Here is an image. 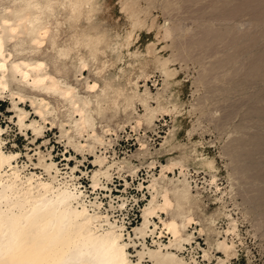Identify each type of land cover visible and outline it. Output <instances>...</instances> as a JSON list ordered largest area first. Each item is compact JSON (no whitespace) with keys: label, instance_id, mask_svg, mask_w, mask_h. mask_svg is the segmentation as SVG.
Instances as JSON below:
<instances>
[{"label":"rangeland","instance_id":"1","mask_svg":"<svg viewBox=\"0 0 264 264\" xmlns=\"http://www.w3.org/2000/svg\"><path fill=\"white\" fill-rule=\"evenodd\" d=\"M2 3L8 4L7 1ZM180 3L182 10L173 16L166 7H162L165 12L162 19H170L175 29L180 26L193 29V35L177 39L175 44L168 46L171 53L169 59L177 66L182 79L171 85L162 76L145 78L139 82L141 92L147 95L150 88L157 93V104L161 101L168 104V111L167 108L159 109V117L155 116L156 127L147 132L140 127L135 128L136 120L144 116L145 109L139 103L135 104V108L125 106L123 98L117 93L118 86L129 88L128 79L133 83L138 75L134 68L129 67L136 61L127 55L124 41L129 34L130 22L141 24L147 15L145 0H141L142 12L139 16L142 17L137 20L122 10L121 0H98L93 21L98 33L105 34V42L101 44L104 49H101L97 61H93L88 49L82 46L73 48L65 59L57 58L52 39L58 43H72V28L68 26L70 18L65 17L64 13L58 14L59 20L63 22L61 27H57L54 18L49 20L52 25L48 21L51 26L47 25L46 33L34 50L27 44H20L25 35L18 28V34L9 39L5 46L12 54L10 60H43L49 75L55 76L59 86L72 85L70 87H75L76 94H80L78 96L90 101L88 109L91 118L88 129L81 131L83 134L77 133L73 121L77 119L78 113H70L61 96L13 82L10 87H22L28 97L17 103L27 113L25 124L36 120L42 130L36 133L31 127L21 128L18 125L12 104L17 96L12 100L8 96V88L0 99V126L5 128L1 135L4 149L20 153L17 165H24L21 175L35 172L47 178L46 172L38 165L39 152L47 162L56 163L61 173H70L75 168L74 183L78 190L86 194L85 200L94 201L96 197L97 202L102 204L100 212L112 215V218L123 223V238L132 242H129L128 252L134 262L139 259L138 251H143L140 262L151 264L143 244L156 249V242L167 244L170 237L164 231L159 238L156 233L154 237L146 235L142 238L133 231L142 222V210L150 198L146 186L153 175L160 178L159 185L169 188L173 203L169 213L160 214L161 218L173 215L178 222L182 214H189L193 218L192 224L185 229L187 231L181 232L182 235L188 232L191 235L187 250L181 253L170 248V251L190 257L191 264H216L218 258L227 259L229 264H264V0H180ZM119 11H123L124 15L120 17ZM119 17L120 22L117 23L116 18ZM156 24L153 21V25ZM83 25L86 26V23ZM147 31L153 32V28ZM19 33L23 34L22 37ZM136 39L140 40V49L152 45L150 48L154 51L161 37L153 33L143 35L142 39L137 36ZM107 42L111 43L110 47H105ZM79 56L88 59L82 73L77 71ZM9 74L10 69H7L6 75ZM105 79L113 86V89H106L109 95L103 90ZM86 82H97L98 85L88 89ZM29 97L34 101L41 98L49 102L44 120L36 114L37 103L31 105ZM97 100H101L100 104L104 108L102 113L94 111ZM152 107L157 109L155 105ZM216 110L222 114L219 119L213 116ZM229 133L233 134L232 139L225 143ZM194 135L199 136L198 141H193ZM96 138L101 142L103 140L102 144ZM159 147H162L163 152L156 150ZM203 149L216 159H219L217 153L225 157V160L218 161L220 172L210 171V164L207 168L199 163L184 167L177 160V166L170 171L164 169L161 173V165H167L169 160L177 159L181 154L183 161L190 157L204 160ZM99 156H106L107 162L115 164L110 169L112 176L109 179L101 177V184L105 188L99 187L93 191L90 187L91 177L100 168L97 162ZM224 163L228 165L227 175H223ZM132 170H136L133 175ZM160 173L165 175L163 180ZM211 179L213 182H210ZM235 180L240 181L239 186L235 185ZM184 184L189 192L198 190L201 195H190L189 201L179 207L174 190L182 188ZM233 187L239 193L238 197L229 191ZM123 201L124 206L119 207ZM205 210L207 213L215 211L213 215L206 216ZM233 218L235 224L236 221L244 224L240 227L244 247L238 257L237 249L231 247L232 252L227 256L218 244L225 240L227 245H231L234 233L227 234L226 230ZM153 220L157 232L160 230V221L156 217ZM201 221H204L205 226H202ZM208 222L220 229L215 237L211 236L213 229L207 227ZM126 233H129L130 240ZM203 251L207 252V258L201 257Z\"/></svg>","mask_w":264,"mask_h":264},{"label":"bare ground","instance_id":"2","mask_svg":"<svg viewBox=\"0 0 264 264\" xmlns=\"http://www.w3.org/2000/svg\"><path fill=\"white\" fill-rule=\"evenodd\" d=\"M3 1H7L8 4L3 5ZM121 4L122 10L126 13L128 12V16H131L133 20L142 17L139 16L142 8L141 4L135 10L130 7L129 0H121ZM97 10L98 0H0V99L4 97L8 88H10L8 96L12 100L14 96H17V100H13L12 104L13 109L16 111L17 123L21 128L31 127L36 133H40L42 130L41 126H37L36 120L31 121L30 124H25L27 113L18 107L17 103L28 97L22 91V87L17 86L16 89H12L10 86L13 82H18L32 89L47 91V93L49 91L52 94L57 93L61 96L68 105V111L70 113H78L77 119L74 118L75 120L73 121L77 133L83 132L90 126L91 117L88 109L90 101L78 96L80 94H76L74 91L75 87H70L72 85L63 84V86H59L60 83H57L56 78V80L54 79L55 76L49 75L46 64L42 62L43 60L39 61L31 58L10 60L11 53L7 51L6 43L18 34L17 29L19 28L25 35V38L21 39L20 44H27L32 50L36 49L38 43L42 40V35L47 31L49 20L54 18L57 27H61L63 22L59 20L58 14L60 16V14L64 13L65 17L70 18L68 26L70 29L72 28L73 34L70 36L72 43H58L55 39H52L57 58L60 60L65 59L73 48L82 46L88 49L91 59L97 61L101 49H104L101 44L105 42V34L98 33L93 21ZM83 21L86 26L83 25ZM164 32H167V28L164 29ZM22 35L20 34V37ZM129 39H131V35H129ZM110 46L111 43L109 42L105 44V47ZM151 46L147 47V51L149 54L155 55V50H151ZM87 61L86 57L81 56L77 62V71L81 72ZM7 69H10L8 76L6 75ZM169 75H176V73H170ZM134 82L132 83L129 78V88L117 87V93L123 98L125 106H131L135 99ZM175 82L173 81L171 84ZM96 83L87 84L86 82V86L88 89H93L98 85ZM108 88L113 89V86L110 81L105 79L104 93ZM107 93L109 95V92ZM29 99L31 105L37 103L35 112L41 120H44L46 114H48L49 102H45L41 98L40 100L36 99L37 101L30 97ZM100 102L101 100H97L94 108L97 113H102L104 110ZM159 109L163 110L164 108ZM159 109H149L148 111L152 113V116H140V119L136 120L135 128L139 127L138 123L142 118H147L150 123ZM131 129L134 130V127ZM4 131L5 128L0 126V264H140L144 252L137 250L139 259L136 262L131 259L128 252L131 240L129 233H126L130 240L129 242L123 238V223H119L118 219L112 218V215L100 212L102 204L97 202L96 197L94 201L85 200L86 194L78 190L76 183H74L76 178L73 175V171L75 168H72L70 173L65 171L61 173L56 163L53 161L47 162L44 155L39 152L38 165L46 172L47 178H43L42 175L35 172L21 175L24 165H17L20 153L4 149V141L1 137ZM96 141L99 144L103 142L100 139ZM106 160V156L97 157L100 168L96 169L91 177L90 187L93 191L99 187L105 188L102 185L103 183L101 184V177L109 179L112 176L110 169L115 162L109 163ZM167 163L165 166H160L161 173L164 169L170 171L174 166H177V163L173 162V160H169ZM118 167L121 169L120 166ZM131 173L132 175L135 174L136 170H132ZM164 176H161L162 180ZM159 179L153 175L149 179L146 188L150 198L142 210L141 224L135 227L133 231L142 238H145L146 235L154 237L155 233L157 238H159L162 232H167L170 236L167 244H161L162 242H156L153 239L152 241L158 244V246L156 245L157 248L150 249L143 244V249L146 248V253L150 259L155 258L160 261V264H171L167 258L179 255L169 249L180 246L181 240L187 235V233L182 235L181 232H186L185 229L192 224L193 218L189 214H182L179 222L173 215L165 219L161 218L160 214L162 212L167 213L173 203L169 196V188L159 185ZM210 182H213V179ZM186 184L188 185L187 180ZM186 184L180 189H173L179 207L185 201H189L190 198V192ZM124 204L125 202L123 201L119 207H123ZM89 207H92L91 213L89 212ZM154 217L160 221V230L157 232V225L153 220ZM228 224L230 226L226 233H234L237 227L234 218ZM189 240L191 242V235ZM153 242L152 244L155 245ZM218 244L227 256L232 252L231 245H227L225 240ZM201 257L207 258V252L203 251ZM172 259H175V257H172ZM228 262L227 259L218 258L216 264H229Z\"/></svg>","mask_w":264,"mask_h":264},{"label":"clouds","instance_id":"3","mask_svg":"<svg viewBox=\"0 0 264 264\" xmlns=\"http://www.w3.org/2000/svg\"><path fill=\"white\" fill-rule=\"evenodd\" d=\"M140 3L141 0H129V5L133 10H135L140 5ZM145 3L147 4V8H146L147 15L143 18L142 23L139 25L130 22V30L124 43V49L126 50L127 55L136 61L135 64H131L129 65V67L134 68L138 72L136 81L134 82L135 99L133 100L131 107L135 108V104L139 103L145 109V114H144L145 117H149L152 116V113L148 111L149 109L153 108L152 105H155V108L159 109V108H167L168 104L165 101H161L159 104H157V99H156L157 93L152 92L150 88L147 91V95L145 94L144 91L141 92L140 89L142 87L139 82L141 80H144L145 78L162 76L165 79H167L171 85L173 81H178L182 79V76L177 72V66L174 65L169 59L171 53L168 50V46L169 44H175L177 39H185L193 35V29L191 27H181V26L179 29H175L172 27L170 19H162V17L165 15V12L162 11V7H166L169 10V14L172 16L174 13L178 14V12L182 10V4L180 3V0H145ZM119 12H120V17L124 15L123 11H119ZM120 17L116 18L117 23L120 22ZM153 21L157 22L155 26L153 25ZM150 27L153 28V32L147 31V29ZM165 28H167V32H164ZM153 33H156L161 37L157 45V49L155 50V55L149 54L146 48L140 49L139 48L140 40L136 39L137 36H139L142 39L143 35L145 34L153 35ZM129 35H131L132 37L131 40L129 39ZM170 73H176V75H169ZM159 115L160 112L157 111L156 117H159ZM221 115H222L221 112L218 110L213 112V116L216 119H219ZM156 124H157V119L155 117L152 119V123H149L147 118H142L141 122L138 123V126L140 127V129L142 128L144 129L145 132H147L153 130L156 127ZM232 135L233 134L231 133L228 134L225 143H227L229 140L232 139ZM165 139H167V137H165ZM192 139L193 141H198L199 136L194 135ZM161 145H163V141L161 142ZM143 147L147 148V145H144ZM156 150L163 152L162 147H159ZM202 151L204 153V160H198L195 157H190L189 160L183 161L181 154V156L173 160V162L180 160L182 166L184 167H190L193 163H199L205 168H207L208 164H210L211 165V169H209L210 171L220 172V169L217 168V164L218 161L225 160V157L217 153L216 156H218L219 159H216V157H214L213 155H209L206 149H203ZM222 167L224 170L223 175H227L228 165L224 163ZM234 183L236 186H239L240 181L235 180ZM229 191L236 193V196L238 197L239 193L236 192L235 187L230 188ZM189 194L190 195L195 194L198 196L201 195L198 190H196L195 193H193L190 190ZM214 211L212 213H207L205 210L204 215L211 216L213 215ZM242 218H243V214H241V219ZM201 223L202 226H205L204 221H201ZM217 223H219V221H217ZM236 223H237V227L234 230V239L231 241V247L237 249V257H238L241 249L244 247L243 244L241 243L243 237L240 234V227L243 226L244 224H240L239 221H236ZM207 227L213 229V231L211 232V236L213 237H215L217 233L220 231V229H218L216 225L211 224V222L207 223ZM206 235L208 234L206 233ZM250 235H254V233H250ZM189 236L190 233L188 232L187 235L181 240L180 246L178 248H175L177 251L183 253L184 251L187 250V247L191 243L189 240ZM172 257H175V259H172ZM172 257L167 258L168 261L171 262V264H191L190 257H185V256H172ZM140 264H143V261H141ZM151 264H160V261H157L155 258H151Z\"/></svg>","mask_w":264,"mask_h":264}]
</instances>
